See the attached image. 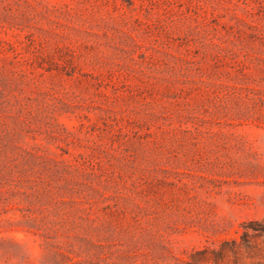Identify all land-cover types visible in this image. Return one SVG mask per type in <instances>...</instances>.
Wrapping results in <instances>:
<instances>
[{"label": "rangeland", "instance_id": "1", "mask_svg": "<svg viewBox=\"0 0 264 264\" xmlns=\"http://www.w3.org/2000/svg\"><path fill=\"white\" fill-rule=\"evenodd\" d=\"M263 226L264 0H0V264H264Z\"/></svg>", "mask_w": 264, "mask_h": 264}, {"label": "trees", "instance_id": "2", "mask_svg": "<svg viewBox=\"0 0 264 264\" xmlns=\"http://www.w3.org/2000/svg\"><path fill=\"white\" fill-rule=\"evenodd\" d=\"M261 230L264 232V226L261 228ZM243 236H244V234H243ZM208 252L212 253L213 257L211 260H213V262H215V263H218L221 260V258H223V254H224L223 248L218 249V250L217 249L204 248V249L200 250L198 253L200 255H205Z\"/></svg>", "mask_w": 264, "mask_h": 264}]
</instances>
